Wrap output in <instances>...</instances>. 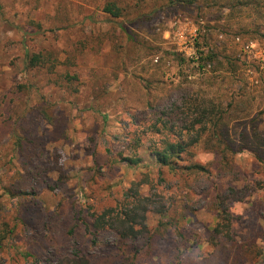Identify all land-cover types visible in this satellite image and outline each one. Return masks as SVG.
Here are the masks:
<instances>
[{
  "label": "rangeland",
  "instance_id": "obj_1",
  "mask_svg": "<svg viewBox=\"0 0 264 264\" xmlns=\"http://www.w3.org/2000/svg\"><path fill=\"white\" fill-rule=\"evenodd\" d=\"M108 2L124 16L104 12ZM231 6V0H0V221L16 229L0 249V264L107 259L120 243L113 227L92 234L94 214L113 209L122 216L137 203L133 193L150 198L144 215L153 234L162 205L173 211L186 202L183 183L152 153L163 135L149 127L171 119L186 138L198 116L189 105L211 107L219 97L225 105L248 97L243 106L264 111V0ZM201 51L216 54L203 67ZM33 54L43 55L40 64H29ZM210 145L202 139L195 160H214L204 147ZM130 157L136 162L129 164ZM236 162L241 179L220 183L250 193L230 209L239 217L233 229L240 240L264 229V169L247 151ZM35 166L42 174L29 176ZM214 181L205 175L191 182L190 215L141 260L196 263L212 251L208 230L217 218L204 192ZM109 223L117 227L116 216ZM147 236L129 242L144 251L157 238Z\"/></svg>",
  "mask_w": 264,
  "mask_h": 264
},
{
  "label": "trees",
  "instance_id": "obj_2",
  "mask_svg": "<svg viewBox=\"0 0 264 264\" xmlns=\"http://www.w3.org/2000/svg\"><path fill=\"white\" fill-rule=\"evenodd\" d=\"M244 1L236 0V4H243ZM231 2L233 8L236 4L233 0ZM103 11L115 18L124 16V9L114 2H108ZM42 56L40 54L31 55L29 64L32 66L40 64L43 59ZM215 56L214 52H210V54H204L203 51L199 52L200 66L203 67ZM238 69L239 67H236L234 71ZM247 98H234L233 101L225 105L219 97L217 101L211 99V103L214 104L205 108L189 105V109L193 107L198 110V116L189 128H186L193 131L188 133L186 138L185 129L182 127L175 128L176 126L171 119L169 121L168 119L163 120L161 122L162 127H156V124L150 126V130L155 128L156 132L163 135L160 144L151 146L152 153L161 168H165L183 183L182 186L187 189L184 195L187 198L186 202L176 204L173 211L162 205L158 210L162 219H160L153 234H149L151 229L146 223L144 214L150 206L151 199L136 196L133 193L132 198L133 200L137 198V203L129 208L131 210L124 211L122 216L115 213L113 209H107L100 215H93L91 228L94 236H98L110 227L115 230L120 245L114 255L100 260H92L88 256H76L61 260L58 264H146L148 260H141V258L143 256H153V251L158 246L156 244L157 239L164 237L170 227H175L177 230L181 229L182 222L191 213L189 207V199L191 198L189 193L192 192L191 182H195L205 175L209 178L214 176L215 180L217 179L213 182V186L207 188L204 192L207 203L206 209L213 212L217 218L214 227L208 230L209 243L213 248L211 252L196 263L193 260H187V264H264L263 228L250 230L248 235L241 236L240 240L234 235L233 224L239 217L232 214L230 211L231 206L234 202L244 200V197L250 193L245 192L246 190H243V188H236L232 185L224 189L222 182L220 183L221 180L232 175H238L233 178L234 180L241 179V172L236 162V155L241 152L251 153L258 167L264 169V111L259 110L253 114L246 105L243 106V104L249 102ZM202 101L206 102V100ZM166 113L167 118H169L170 112H164L163 115ZM235 123H239V126H241L238 132L235 129ZM202 139H206L209 145L211 143L210 146L204 147L215 155L214 160L206 164L195 160L194 149ZM126 160L129 164L136 162L131 157L126 158ZM23 166L25 169L28 168L27 164ZM54 169L61 172L62 166L57 165ZM34 174L41 175V168L35 166L33 170H28L29 176ZM179 188L182 187L179 186ZM177 213H179L178 216ZM115 216L117 227L114 226V223H109L110 217L115 220ZM181 220L182 222H180ZM15 233L16 229L14 227H11L5 221H0L1 250L12 242ZM144 235H148V241L157 237L156 241L147 246L144 251L143 248H138V246L133 247L130 242H134ZM259 240L263 243V246L259 245Z\"/></svg>",
  "mask_w": 264,
  "mask_h": 264
}]
</instances>
